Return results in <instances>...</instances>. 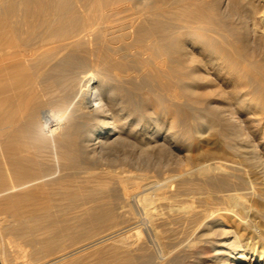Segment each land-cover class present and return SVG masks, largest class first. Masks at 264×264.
<instances>
[{
  "label": "bare ground",
  "instance_id": "bare-ground-1",
  "mask_svg": "<svg viewBox=\"0 0 264 264\" xmlns=\"http://www.w3.org/2000/svg\"><path fill=\"white\" fill-rule=\"evenodd\" d=\"M7 39L0 264H264V0H0Z\"/></svg>",
  "mask_w": 264,
  "mask_h": 264
},
{
  "label": "rangeland",
  "instance_id": "rangeland-1",
  "mask_svg": "<svg viewBox=\"0 0 264 264\" xmlns=\"http://www.w3.org/2000/svg\"><path fill=\"white\" fill-rule=\"evenodd\" d=\"M224 10H225V12H217V14H216V16L217 17H222V18H226L225 17V15H227V17H230V18H232L233 20H236V17L238 16L236 13H234V12H232V11H228V9L227 8H224ZM229 12V13H228ZM12 28H13V23H12V26H11ZM193 43L195 42V40H193L192 41ZM2 47H3V49H0V62H2V61H7V60H9V59H11L10 57H12L13 56V54H11L10 52L11 51H13V40L12 39H7L6 40V42L4 43V44H2ZM200 46L198 45H196L195 46V51L197 52V53H199V54H202L201 53V51L200 50H202L201 48H199ZM252 47H254V46H252ZM37 91L38 92H40V91H42V92H40V94L42 93V94H45V91H44V89H43V85L42 84H40V83H38V85H37ZM197 118V116H192V115H190V120L191 121H193V120H195ZM196 139V138H195ZM194 141H196V140H194ZM199 141V139L197 138V141L196 142H198ZM130 151V152H129ZM124 152H125V154H127L128 153V155H130L129 157H132V155H133V153L131 152V150H121V152H117V154H120V155H125L124 154ZM115 155V154H114ZM111 157H113V156H111ZM148 157V156H147ZM147 157H146V160H144L142 163H140V168L138 169V167H136V166H133V165H130V163H128V164H120L119 162H117V163H115V162H112L110 159H108L105 163H100L99 164V167L98 168H96L95 170L96 171H101V169L102 168H106V169H118V171H121V169L123 170V166L125 165L126 167L128 166V168L130 167V169H132L133 170V172H142V173H146L147 175H151V178L150 179H160V178H163L165 175H170V174H173V173H175L176 172V167H175V165L173 164V163H170L169 162V159L167 160V158H168V156L167 155H165L164 156V154H163V156H162V158H159L160 156H156V157H158V158H156V157H148V159H147ZM166 158V159H165ZM145 159V158H144ZM44 160H45V158H44ZM46 166H49L50 164L49 163H47V161H45V163H44ZM142 164V165H141ZM156 164V165H155ZM168 164V165H167ZM119 165H121V166H119ZM159 165V166H158ZM166 165V167H164ZM51 166V165H50ZM133 166V167H132ZM161 166V167H160ZM118 167H120V168H118ZM153 167V168H152ZM147 168H149V169H147ZM144 171H143V170ZM146 169V170H145ZM168 170V171H166V170ZM138 170V171H137ZM141 170V171H140ZM74 171H76V170H74ZM153 171V172H152ZM174 171V172H173ZM88 172V173H87ZM155 172V173H154ZM89 174L90 172L89 171H82V172H79V175H82V176H84V174ZM127 174H129V172H127ZM86 176V175H85ZM153 177V178H152ZM182 195H185V194H182ZM53 198L55 197V198H60L61 197V195H59V194H54L53 196H52ZM51 197V198H52ZM60 201L61 200H59L58 201V205L59 206H63V203H64V201H62L61 203H62V205H61V203H60ZM141 211V220L143 221V222H147L148 221V217L147 216H145L144 214H143V212H142V210H140ZM58 214H60V215H63V213L61 212V211H59L58 212ZM1 216V215H0ZM175 223V224H174ZM176 223H178V222H172L171 223V226H177V229H178V227H180L181 225L182 226H184V224H180V223H178V224H180V225H176ZM164 226L165 225H162V227L164 228ZM181 226V230H179V232H178V234L179 235H181V237L179 236V238L180 239H178L180 242H182V243H184L185 241H186V238H187V234H186V232H184V230H183V228L184 227H182ZM183 236V237H182ZM183 238V239H182ZM171 239V238H170ZM185 239V240H184ZM171 241V243H172V241L173 240H170ZM178 242V241H177ZM120 246H121V242H120ZM13 245H12V249H13ZM104 248V250L106 251L107 250V246H102L100 249H103ZM77 261V262H76ZM78 261H79V259H75V260H73V261H71V262H73V264H75L74 262H76V263H78ZM71 262H69V264H72Z\"/></svg>",
  "mask_w": 264,
  "mask_h": 264
}]
</instances>
